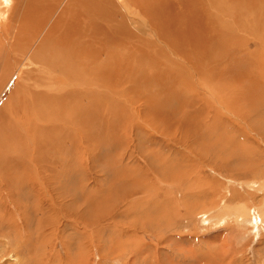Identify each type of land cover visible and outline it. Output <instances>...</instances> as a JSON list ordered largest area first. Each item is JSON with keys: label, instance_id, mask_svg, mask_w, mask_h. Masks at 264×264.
Returning <instances> with one entry per match:
<instances>
[{"label": "rangeland", "instance_id": "rangeland-1", "mask_svg": "<svg viewBox=\"0 0 264 264\" xmlns=\"http://www.w3.org/2000/svg\"><path fill=\"white\" fill-rule=\"evenodd\" d=\"M7 1L8 5L5 8V2L0 3V10L2 11V13L0 12V16L2 15L1 22L5 18L3 17L5 9L14 5V0H12L13 2L11 0ZM69 1L63 0V3H60L61 7L64 8ZM126 1L133 11L137 13L135 1ZM118 3L122 5L120 1ZM23 4L25 5V3ZM62 10L58 8L53 12V18L50 23L48 22L47 28L43 27V30L35 37L31 52L39 46L38 43L43 39L44 34L49 30V26L54 23ZM123 11L127 17L134 18V15L126 8L124 9V6ZM130 26L133 29L136 28L133 23H130ZM145 27L149 30V21L143 18L139 23L138 30H142ZM24 33H27V31L25 30ZM17 38L18 36L15 39L17 40ZM25 39L26 35L20 34L18 42L22 41V47ZM92 44L95 43L93 42ZM25 51L19 49L21 57L32 55L31 52ZM247 68L246 66L245 70L250 75L249 68ZM53 77H58L63 83H68V78L64 74L56 73ZM218 80L220 79L217 78L215 82ZM67 87L69 90L74 88L73 85H67ZM143 87H141L142 93L150 91L146 86ZM65 89L64 91L68 90L67 88ZM53 91L55 90L53 89ZM61 91L63 89L59 90V92ZM211 92H213V89H211ZM261 92L262 90H260ZM205 93V90H203L198 95H205ZM187 94L184 95L185 102H182L184 101L182 96V101L177 100L174 103L175 107L172 104L173 110L170 109L169 113L174 114L170 113L169 118L167 116V118L163 117V120L167 121L168 119L178 120L177 124V121L171 122L169 120L170 123L164 121L163 127L157 124L155 126L154 123H151L149 115H145V111H142L144 109L141 102L142 107L138 106L140 105L138 104L139 100H134V106L130 105L128 101L127 104L129 105L125 104L124 100H121L124 103L121 106L128 116L108 115L107 118H103V121L98 118H90L94 124L91 123L88 130L80 135L74 132V130L82 129L78 124H73L71 121L62 122L67 126L61 129L60 135L62 137L56 132L53 133V173L51 174L52 171L49 170L50 162L35 167L36 173L45 175L53 180V183L50 182L52 184L50 188H53V192H50L53 195L50 203L40 199L41 196L48 195L47 192L46 195L43 194L45 189L41 190L32 187L26 182L21 187L18 184L12 185V187L9 186L5 177L9 171L4 168L5 164L2 162L0 167V264H25V262L28 264H264V104L261 106L256 105L261 111H253L255 114L253 113L254 115L249 118L244 116L242 112L234 113L232 108L228 111V101L225 98L224 100L214 96L215 98H212L211 101L213 108L211 106L206 108L201 100L194 99L193 102H189L187 99L193 96L192 94ZM198 95L196 94V97ZM235 96H238V94H235ZM220 99H223L222 102ZM176 103L180 105L177 106ZM186 103L190 106H186L188 105ZM28 104H30L28 105L29 109H25L27 111L26 117L28 116L31 120L27 117L28 121L30 123L33 122V124L36 122L40 123V112L32 110L30 101H28ZM230 105L238 109L241 103ZM129 106L130 108H128ZM176 106L180 109H178L179 113H177ZM216 107L221 108L218 112L219 115L216 114ZM152 108L155 109V107H151L148 110H152ZM249 108H252L251 104H244L241 110L244 112L249 110ZM213 111H215L214 115ZM35 114L38 118L34 116ZM239 114L243 116H238V118L237 115ZM78 115L73 113L70 116V120L73 119L72 121L78 122L77 118L80 116L86 117L85 115ZM193 116H198L201 119L197 120L194 118L195 120H193ZM190 117L191 120L189 121ZM216 120L219 122L217 123ZM183 121L184 124L189 121L188 127L183 125ZM5 122L4 125H9V121ZM39 123L35 125H39ZM63 124L61 127H64ZM165 124L167 129H172L169 131L174 132L173 138H170L172 134L170 135L169 133L171 132L168 131L169 133H167ZM177 125H179L178 129ZM55 126L56 123L53 122V128ZM173 126L176 127V130ZM219 126L221 127L219 128ZM139 127L143 128V130ZM186 128H188L186 132L182 130ZM92 129L95 131L94 133H91ZM206 129H208V132H206ZM175 131L178 133L176 134ZM38 132H35L36 136ZM39 133L44 137L43 132ZM66 134L67 136L72 135V137H67L65 136ZM74 135L76 136L74 137ZM186 135L190 136L187 138ZM219 137H222V139ZM183 139L185 143L182 141ZM23 140L26 142L22 145L23 150H25L24 146L27 143L33 142L35 144L33 152L36 153L37 157L40 154V150H44L41 140L36 139V137L29 138L26 135ZM230 141L234 145L236 144L234 150ZM149 144L153 145L149 146V148ZM212 151L214 152L212 153ZM27 152L29 153L28 150ZM148 152H150V155H148ZM169 152H171L170 158L168 157ZM204 152L208 153V156ZM225 152L230 158L224 154ZM213 156H215V160ZM157 157L163 160L166 158L165 161L168 162L166 163L160 159L163 163L161 161H158L160 162L158 163L156 161L158 160ZM173 162L175 166H173ZM214 162L219 165H215ZM125 165L129 168L131 174H129V177L123 178L125 174L122 172L127 169V167H124ZM178 165H180V169L177 167ZM221 165L226 168L224 166L220 167ZM120 168L123 169L122 172ZM153 168L155 170L156 168L160 169L156 170V172ZM184 169L185 171L183 172ZM222 170L229 176H225ZM159 171L160 174H158ZM170 172L173 173L170 174ZM185 172L187 173L183 176L182 174ZM188 172L190 173L188 174ZM46 173L53 176H48ZM174 173L175 177H173ZM180 175L181 179H179ZM177 176L178 178H176ZM165 177H167V181ZM172 177L176 178V180ZM162 178H164L165 182L161 180ZM47 185L49 186V184ZM47 185L46 183L44 184L45 188ZM16 191L20 195L18 194L17 196ZM65 191L68 192V195L64 197L62 193ZM30 192L31 194H29ZM36 194L40 196L38 198L37 196H31ZM76 198L80 203H85L82 204L83 206L80 205L79 208L84 214L89 213L85 215L90 217L86 222L89 224L76 222L80 214L76 211V208L74 209L75 206H72L73 203L71 204L72 201H77ZM13 199L16 200L14 201ZM20 199L22 200L19 201ZM32 199H35L36 202H33ZM89 199L90 202L88 201ZM40 200L44 203H40ZM92 203H95L96 206L94 204L92 206ZM97 203H101V207L99 206L98 208ZM67 204L71 205L66 206ZM63 207L65 208L63 209L64 212L61 211ZM70 207L73 210L70 215H67L66 209L69 210L68 208ZM21 208L23 209L21 210ZM90 208L94 209L95 212L93 211V213ZM95 209L98 210L96 211ZM43 210L46 213L48 212L47 215H44L46 213ZM47 210H50V212ZM99 210L104 211H102L103 219H101L100 225L95 226L102 230L101 236L98 237L94 232V225L96 224L97 214L101 213L98 212ZM51 215L55 217H53L54 223L51 220ZM42 216L45 219L42 220L44 223L40 220ZM21 228L22 231L20 232ZM89 235L92 236L89 237ZM97 238H99L98 243H96ZM28 239L31 241L33 239L34 242ZM92 241L93 243H88ZM31 251L34 253H31ZM35 251L37 252L35 253ZM160 255L162 256L159 257Z\"/></svg>", "mask_w": 264, "mask_h": 264}, {"label": "bare ground", "instance_id": "bare-ground-1", "mask_svg": "<svg viewBox=\"0 0 264 264\" xmlns=\"http://www.w3.org/2000/svg\"><path fill=\"white\" fill-rule=\"evenodd\" d=\"M62 1L63 0H14V5L11 8L7 7L5 9V12L7 11L8 13H3V17H5L3 22L0 21V167L3 162L5 164L4 168H7L6 170L9 171L5 175L9 186L12 187V185L18 184L21 187V185H24L23 183L26 182L32 187L41 190L45 189L43 194L46 195L48 193V195L41 196L40 199H44L46 202L48 201L50 203L53 197V195L50 194V192H53V188H50V185H52L50 182L53 180L45 175L43 176L40 173H36L35 167L50 162L49 170L52 171L51 174L53 173V133L56 132V134L62 137V135H60L61 129L67 127L62 122L66 121H71L73 124L75 123L82 127V129L78 131L74 130L75 133L80 135L86 132L89 125L93 123L92 120H90L92 117L103 121V118H107L108 115H127L124 108L121 106V104H124L121 100H124L125 104H127L128 101L132 106L135 105L134 100H139V103H137L140 105L138 106H143L142 108L144 110L142 111H145V115H149L152 121L151 123H154L155 126L157 124L162 127L164 125L163 123L167 121L163 120V117L167 116L169 118L171 113H169V110L172 109V104L174 106V103L177 102V100H181L182 96L184 101H181L185 102L184 95L186 93L189 95L192 94L193 96L189 99L186 98L189 102H193L194 99L201 100L204 102L206 108L212 105V98L218 97L227 99L228 104H226L228 106V111L232 108L235 110H233L234 113L242 112L244 116L249 118L255 114V110L257 112L261 111L256 105L261 106L264 104V0H134L137 13L133 11L126 0H70L64 8H62L60 4L63 3ZM117 1H120L124 9L126 8V10L134 15L133 19L127 17L123 11V6ZM3 2H5V8V6L8 5V1L0 0V3ZM23 3H25V5ZM58 8L63 10L59 13L54 23L49 26V30L46 31L43 39L38 43L39 46L31 52L35 37L39 35L43 27L45 28L49 25L48 22L50 23V20L53 18V12ZM0 12L2 13L1 10ZM143 18L149 21V30L146 27L142 30H138L139 23ZM0 20H2V15L0 16ZM130 23L135 24L136 28L133 29ZM25 30L27 33H24ZM20 34L26 35V43H23V47L21 44L22 41L18 42ZM17 36L18 38L16 40L15 38ZM93 42L95 44H92ZM19 49H23L24 51L28 50L25 52H31L32 55L30 54L31 56L23 58L19 53ZM246 66L249 68L250 75L247 74L248 71L245 70ZM56 73L64 74L68 78V83H63L58 77H53ZM217 78L220 80L215 82ZM67 85H73L74 88H70L69 90ZM143 86H146L150 91H144V93H142L141 87ZM156 86L158 87L156 88ZM65 88L68 90L64 91ZM53 89L55 91H53ZM62 89L63 91L59 92V90ZM211 89H213V92H211ZM203 90L206 92L205 95H198V93H202ZM260 90H262L261 93ZM209 92L211 93L209 94ZM196 94L198 95L197 97ZM235 94H238V96H235ZM246 96L248 97L246 98ZM223 99H220V101L222 102ZM28 101L32 103V110L34 109L40 112V123L36 122L37 124L39 123V125H35L36 123L33 124V122L30 123L27 119L28 116L26 117L27 111L25 109H29L28 105H30ZM236 103H241V105H237L238 109L236 107H231L232 105L230 104ZM244 104H251L252 108L243 112L241 109ZM177 106V113H179L180 109ZM186 106L190 105L188 104ZM151 107H155V109L152 108V110H148V108ZM211 107L213 108V106ZM128 108H130V106ZM220 109L221 108L216 107V114H218ZM245 109L247 108L245 107ZM174 111L176 114L175 109ZM134 112L136 111L134 110ZM214 112L215 111L212 112L213 115L215 114ZM73 113L79 114L78 116L85 115L86 117L80 116L77 118L78 122L75 120L72 121L73 119L70 120V116L73 115ZM34 116L38 118L36 114ZM238 116L243 115L239 114L237 117ZM192 118L193 120L201 119L198 116H193ZM169 120L171 122L177 121L176 124L179 122L178 120L173 121L172 119H168V123H170ZM190 120L191 117L189 118V121ZM4 121H9V125H4ZM184 121L183 125L188 127L189 121L187 124H184ZM53 122L56 123L54 128ZM207 122L209 125L208 120ZM62 124L64 127H61ZM108 126L110 127V125ZM151 126L153 127L152 124ZM178 126L179 125L176 126L177 129ZM176 127L173 126L175 130ZM220 127L221 126H219V128ZM140 129L143 130V128ZM187 129L188 128L182 130L186 132ZM37 130L43 132L44 137H42ZM169 130L172 129L166 128L167 133L171 132ZM206 130V132H208V129ZM35 132H38L37 136ZM94 132L95 131L92 129L91 133ZM177 133L178 132H176V134ZM67 134L65 136H67ZM169 134H172L170 138H173L174 132L172 131ZM26 135H28L29 138L36 137V139L41 140L44 150H40L38 157L36 153L33 152L35 148L33 142H29L24 146L26 151L22 149V145L26 143L23 140ZM75 136L76 135H74V137ZM186 136L188 138L190 135ZM67 137H72V135H68ZM219 138L222 139V137ZM182 141H184V139ZM231 142L232 141H230V143ZM231 144L234 150L236 144ZM152 145L149 144L148 147ZM214 151H212V153ZM170 153L171 152L168 153L169 158L171 157ZM204 154L208 156V153L204 152ZM224 154H226V152ZM148 155H150V152H148ZM213 157L215 160V156ZM160 159L162 158L159 157L156 161L162 162L163 159ZM165 159L163 161L167 163L168 161H165ZM185 162L186 161H184V163ZM173 164V166H175L174 162ZM214 164L217 165L218 163L216 164V162H214ZM126 165L124 167H127ZM168 166L171 167L172 165ZM223 166L221 165L220 167ZM177 167L180 169V165ZM121 168L120 170L122 172L123 169ZM224 168L226 167L224 166ZM153 169L156 171L160 168H156V170L155 168ZM166 169L168 170L167 166ZM184 171L185 169L183 172ZM156 172L155 174H157ZM122 173L125 174L123 178L129 177V174H131L128 167ZM171 173L173 172H170V174ZM175 173L173 177L176 176ZM186 173L187 172L182 175L184 176ZM189 173L190 172H188V174ZM246 173L248 172L246 171ZM46 174L48 175V173ZM158 174H160V171ZM226 175L228 174L225 173V176ZM165 178L167 181V177ZM176 178H178V176ZM176 178L173 179L176 180ZM163 179L164 178L161 180L165 182ZM179 179H181V175ZM45 183L46 185L49 184L46 188L44 186ZM17 191L19 192V190ZM17 191L15 192L16 194ZM31 192L29 194H31ZM65 192L62 193L64 197L68 195V192ZM166 192L168 193V191ZM31 196L35 197L37 194ZM39 196L38 194L37 198ZM24 198L26 197L24 196ZM35 199H32L33 202H36ZM21 200L22 199L19 201ZM41 200L40 203H42ZM84 201L86 202L85 199ZM88 201L90 202V199ZM89 202L88 204H90ZM72 203V206H75L74 209L76 208V211L80 214L76 222L89 224L86 222L90 217L85 216L89 213L84 214L79 208L80 205L83 206L82 204L85 203H80L78 200L72 201L71 204ZM93 204L95 205V203H92V206ZM100 204H98V208ZM68 205L69 204L66 206ZM65 208L63 207L61 211L64 212L63 209ZM22 209L23 208H21V210ZM68 209L69 210L66 209L67 215H70L73 209H71V207ZM90 210H92V212L94 211L92 208H90ZM47 211L50 212V210ZM102 211H98L101 213L97 212V225L93 224L94 227L100 225L101 219H103ZM44 212L46 213V211ZM47 213L44 215H47ZM43 216L42 219H40L41 217L39 218L41 221L44 219ZM50 217L54 223L55 217L53 215ZM42 222L44 223V221ZM21 231L22 228L20 229V232ZM94 232L99 237L101 236L102 230L95 227ZM92 235H89V237ZM98 239L99 238H97L96 243H98ZM31 242H34L33 239ZM88 243H93V241ZM36 252L37 251H35V253ZM31 253L34 252L31 251ZM161 256L162 255L159 257ZM25 264L28 263L25 262Z\"/></svg>", "mask_w": 264, "mask_h": 264}]
</instances>
